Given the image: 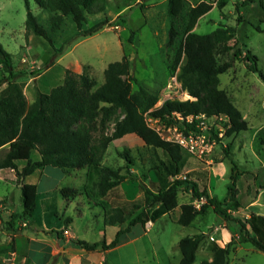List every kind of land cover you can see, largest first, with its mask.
<instances>
[{"label":"rangeland","instance_id":"rangeland-1","mask_svg":"<svg viewBox=\"0 0 264 264\" xmlns=\"http://www.w3.org/2000/svg\"><path fill=\"white\" fill-rule=\"evenodd\" d=\"M204 2L211 8L197 19L194 31L206 34L219 26L235 28V48H241L242 54L234 59H231L232 52L223 57V60H232V66L219 75V86L242 112L247 128L227 135L226 115L206 118V138L198 140V152L183 148L184 168H190L183 169L178 177L164 169L162 160L173 170L175 167L162 149L148 146L135 133L115 139L108 146L102 164L120 170L127 178L105 199L91 192L89 197L83 191L68 202L61 194L63 187L83 188L86 183L88 190L92 191L93 185L100 180L99 171L84 168L65 174L54 166L38 169L25 179L27 183L37 184L38 205L34 215L28 219L20 216L12 225L8 222L12 214L8 215L5 208L0 207V264H64L58 256H50L44 246L35 242L30 253L34 261L29 260L28 236L45 239L49 232L35 228L50 223L56 228V238L58 225L64 227L69 224L77 235L73 241L79 248L83 247L77 241L82 239L100 242L106 238L109 242L116 230L126 227L130 219L122 225L107 224L104 220L106 211L116 206L125 207V217L129 218L134 209L133 202L146 207L149 220L154 224L151 227L147 222L144 226L136 225L127 238L108 254L101 248L87 249L85 253H93L100 258L103 256V261L106 259L110 264H179L180 239L192 233H203L204 239L192 264H201L203 259H207L204 256L209 251L213 254L214 244L220 245L219 240L224 243L231 239L235 241L236 249L231 252L228 264H264V252L254 250L250 243L243 242L239 223L252 213L264 215V142L261 141L264 136V9L257 1L184 0L183 10L172 20L168 14V0H107L103 11L87 14V22L83 26L86 29L103 22L102 28L83 36L79 35L71 15H63L59 28L53 29L51 16L58 13L43 9L35 0H30L32 13L52 39L53 44L50 45L26 30L28 7L25 0H0V43L12 56V69L17 74V81L23 85L29 104L34 101L37 90L48 92L61 84L67 70L87 74L100 85L104 82L108 64L124 57L134 78L132 91L143 87L158 95L154 107L161 106L167 99L195 100L196 97L182 88L178 79L179 66L175 68L173 62L186 35L188 11ZM171 25L176 30L172 42L169 37ZM247 49L257 56L258 72L249 67L250 62L245 57ZM185 61L186 56L183 55L181 63ZM4 76L5 72L0 71V79ZM144 115L149 125L161 135H175L173 128L168 130L148 111ZM122 116L121 111L116 115L117 118ZM115 120L113 118L107 123L106 134H112ZM180 128L183 129L182 126ZM201 149L204 150L202 153ZM6 151V148L0 151V156ZM32 158H41L38 150L33 152ZM233 162L241 173L236 183V200L224 201L232 181ZM24 165L25 162L20 160V168ZM197 169L204 174L201 185L204 186L205 181L204 187L209 195L224 202L227 216L217 213L209 205L191 225H180L177 221L181 213L180 205L186 202L194 204L196 199L190 183L180 186L179 205L171 212H165L161 203L147 205L148 189L154 190L159 184H172L177 179H185L188 172ZM19 182L21 177L18 173L13 182L0 179V199L7 195L4 201H11L8 207L14 201L12 198L21 196ZM94 188L97 190L96 186ZM17 211L21 212L22 208ZM67 218L71 219L66 222ZM35 230L36 234L33 233ZM223 232L227 233L225 237ZM206 234L216 235L219 240L215 241L210 235L206 237ZM93 264H97L95 259Z\"/></svg>","mask_w":264,"mask_h":264},{"label":"trees","instance_id":"trees-1","mask_svg":"<svg viewBox=\"0 0 264 264\" xmlns=\"http://www.w3.org/2000/svg\"><path fill=\"white\" fill-rule=\"evenodd\" d=\"M35 1L43 9L58 13L51 16L53 29L59 28L63 15L72 16L79 35H91L102 28L103 22L95 23L86 29H83V26L87 22V14L103 11L107 0ZM254 1H257L264 9V0H244L245 3ZM25 2L28 7L26 30L52 45L48 31L39 24L30 9V0ZM183 7L184 0H168L170 18L173 20L179 15ZM210 8L211 6L204 2L193 6L188 11L186 35L173 62L175 68L179 66L178 79L182 88L196 99L183 101L167 99L158 107H154L159 99L158 95L143 87L135 92L132 91L134 78L130 75L129 62L125 57L108 64L104 71V82L100 85L87 74L67 70L61 84L48 92L37 90L34 101L29 104L23 85L17 81V74L12 69V56L0 43V71L5 72V76L0 79V148L9 147L7 152L0 156V169L18 170V162L20 160L25 162L23 168L17 171L20 177L24 178L20 187L22 211L13 212L8 220L9 224L14 225L15 220L20 216L28 219L34 215L38 205V188L35 183L25 182V178L46 166L58 167L65 173L84 168L99 171L100 180L93 185L97 187V190L92 187V191H89L88 184H85L83 188L63 187L61 194L66 200H71L84 191L89 197L91 192L94 196L105 199L112 189L127 178V175L122 174L120 170L105 167L102 164L103 157L113 140L128 133L137 134L148 146L162 149L167 153L175 167L173 170L162 160L161 163L168 173L178 176L183 169H189V166L184 168L186 165L183 147L177 142L166 140L152 128L144 115L147 111L149 115L167 125L183 123L178 119L177 113L184 118L189 115L223 114L228 117L227 135L247 128L242 112L232 102L226 91L219 86V75L232 66V60H223V57L230 55L231 52V59L242 54L241 48H235L237 44L235 28L219 26L206 34L193 30L197 19ZM175 35L176 30L171 25L170 42ZM183 55L186 56V61L181 63ZM245 57L250 62V69L258 72L257 56L247 49ZM119 111L123 113V116L117 118ZM113 118H116L114 130L108 135L105 133L106 125ZM184 123L186 132L189 129H195V119L193 122L184 121ZM261 141L264 142V136L261 137ZM35 150L40 153L39 160L32 158ZM125 157L129 159L128 154ZM233 163L232 181L228 187L227 199L224 201L236 200V183L241 173L236 163ZM202 176H204L202 171L197 169L188 172L185 179H177L172 184H159L154 190L148 189L147 205L161 203L165 212H171L179 205L180 186L190 183L193 196L195 198L204 196L207 201L201 205L200 209L193 204L182 203L177 220L180 225H191L209 205L213 206L217 213L227 216L228 212L223 207L224 202L209 195L207 188L204 187L205 181L204 186L201 185ZM132 205L134 209L129 218L125 217V207L116 206L106 211L104 220L107 224L122 225L130 219L126 227L118 228L109 242L103 238L100 242L78 240L77 243L86 249L107 250L118 246L136 225L144 226L149 220V212L145 206L134 202ZM70 219L67 218L66 222ZM239 223L243 242H248L257 250L264 252V215L252 213L249 218L239 220ZM204 235L194 233L180 239L179 264H192L196 260ZM235 249L233 239L226 246L214 244L212 258L203 259L201 264H228L230 254ZM101 264L110 263L105 259Z\"/></svg>","mask_w":264,"mask_h":264},{"label":"crops","instance_id":"crops-1","mask_svg":"<svg viewBox=\"0 0 264 264\" xmlns=\"http://www.w3.org/2000/svg\"><path fill=\"white\" fill-rule=\"evenodd\" d=\"M5 148L8 150L9 147L8 146H4V147L0 148V151H2ZM22 168H20L19 162H18V170H21ZM18 170L13 169V168H1L0 169V179L6 180V181H12L13 182L14 181V178L16 177V174H17V171ZM65 174H67V173H65ZM23 180H24V178L21 177V182L18 183L19 188L21 187ZM25 182H26V180H25ZM20 191H21V189H20ZM6 196H4L2 199H0V207H4L5 208L4 211H6V213L8 215L9 214L11 215L13 212H16L18 209L21 208V199H20L21 196L19 195L20 196L19 197V196H15L14 195L15 198L14 199L12 198V201L13 200L14 201H13V203L9 207H8V203L11 202V201H9V202L4 201V199L6 198ZM70 201L71 200H68V202H70ZM153 224L154 223L152 221L151 226ZM58 226H59L58 227V230L59 231L56 234V238L54 237L55 236L54 233H55V229L56 228L55 227H52L50 225V223H46L42 227L35 228V229H39V230L42 229L43 232H45V231L48 232V230H49L48 237H46L45 239L44 238H39L36 235L28 236L30 239H29L27 257L29 258L30 261L31 260L34 261V259L30 255V253H31V250H32L31 247L33 245V242H35V244L37 243L39 245L44 246L43 248L47 249V253H49L50 256H52V257H57L58 256V260H62V262L64 264H93L94 263V259H95V261H96L97 264H99V263L101 264L103 262V256H102V258H100L99 256H97L98 257L97 258L96 255L93 254V253H91V254L85 253V251L87 249L79 248L78 246H76V244L74 243L73 239L77 238V235H75L74 232H72L71 225L65 224L64 227L62 225H58ZM151 226H149V227H151ZM33 233L36 234V230ZM193 234L194 233H192L191 235H193ZM223 234H224V237L227 235L226 232H223ZM62 235H63V239H61V236ZM209 235L211 236V238H214L215 241H216V239H217L216 238V235L206 234V237H208ZM82 240H84V239H82ZM218 240L219 239H217V241ZM229 241H226V242L223 243L222 240L221 241L219 240V244H220V246H226ZM111 249L112 248L107 249L105 251V253H107V254L110 253ZM252 249L256 250V248H252ZM79 251H81V252H79ZM95 251L97 252L98 250H95ZM90 256L92 258H90ZM204 258L211 259L212 258V253L209 251L204 256ZM57 264H59V263H57Z\"/></svg>","mask_w":264,"mask_h":264},{"label":"built area","instance_id":"built-area-1","mask_svg":"<svg viewBox=\"0 0 264 264\" xmlns=\"http://www.w3.org/2000/svg\"><path fill=\"white\" fill-rule=\"evenodd\" d=\"M178 119L183 122L181 124L179 123H173L170 125H167L164 123L165 127L168 130H171L172 128L175 130V135H161L163 138H165L166 140H170V141H174L179 143L184 149L189 150L191 152H193L194 150H196L198 152L197 149V145H198V140L203 141L204 138H206V135L204 133V130L207 128L205 119L206 118H210V116H207L205 114H200V115H189L186 118L180 116L178 113L176 114ZM212 117V116H211ZM227 117V116H226ZM157 119V118H155ZM195 119V129H189L188 132L185 131L186 128V124L185 122H193V120ZM159 121V119H157ZM180 126L183 127V129L180 128ZM204 150L201 149L200 152L202 153ZM199 152V153H200ZM178 177V176H176ZM207 201V199L204 198V196L200 197V198H196L194 201V206L198 209L201 208V205L203 203H205ZM200 206V207H199ZM152 221L149 220L147 222L148 226H151Z\"/></svg>","mask_w":264,"mask_h":264}]
</instances>
